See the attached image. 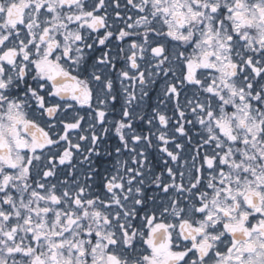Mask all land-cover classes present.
Segmentation results:
<instances>
[{
	"label": "snow or ice",
	"instance_id": "6c2138e0",
	"mask_svg": "<svg viewBox=\"0 0 264 264\" xmlns=\"http://www.w3.org/2000/svg\"><path fill=\"white\" fill-rule=\"evenodd\" d=\"M0 264H264V0H0Z\"/></svg>",
	"mask_w": 264,
	"mask_h": 264
}]
</instances>
